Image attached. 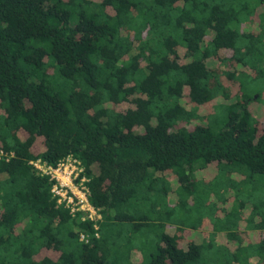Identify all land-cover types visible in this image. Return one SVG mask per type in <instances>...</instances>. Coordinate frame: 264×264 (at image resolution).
I'll return each mask as SVG.
<instances>
[{
	"label": "trees",
	"instance_id": "obj_1",
	"mask_svg": "<svg viewBox=\"0 0 264 264\" xmlns=\"http://www.w3.org/2000/svg\"><path fill=\"white\" fill-rule=\"evenodd\" d=\"M235 2L0 0V264H111L105 225L135 221L128 210L156 196L169 170L180 185L197 164L264 174V127L251 120L249 96L217 131L184 126L193 109L227 97L219 78L234 84L240 60L256 53L259 31L240 24L263 15L264 0L246 18ZM68 154L88 177L97 230L57 206L29 162ZM200 235L160 232L150 264L192 263Z\"/></svg>",
	"mask_w": 264,
	"mask_h": 264
},
{
	"label": "rangeland",
	"instance_id": "obj_2",
	"mask_svg": "<svg viewBox=\"0 0 264 264\" xmlns=\"http://www.w3.org/2000/svg\"><path fill=\"white\" fill-rule=\"evenodd\" d=\"M235 5L245 6L246 18L248 12H256L258 0H236ZM240 27L241 32L259 31L260 41L253 46L256 53L240 60L244 69L237 72L234 84L226 77L219 78L227 87V97L217 95L210 105L193 109L192 120L184 126L201 120L217 131L232 103L249 96L246 108L251 120L264 127V14L256 21H243ZM178 179L176 169L158 178V193L162 188L168 193L161 191L142 206L128 210L135 221L105 225L104 233L111 235L107 239L111 264H150L149 255L156 247L159 233L175 234L177 227L202 234L194 240L202 245L201 253L190 264H264V174L251 175L242 165L209 168L197 164L184 178L187 185H180ZM156 203L158 212L149 213V219L143 220L148 205ZM141 221L147 224L135 228L134 223Z\"/></svg>",
	"mask_w": 264,
	"mask_h": 264
},
{
	"label": "built area",
	"instance_id": "obj_3",
	"mask_svg": "<svg viewBox=\"0 0 264 264\" xmlns=\"http://www.w3.org/2000/svg\"><path fill=\"white\" fill-rule=\"evenodd\" d=\"M3 155L4 153L0 151V157ZM29 162L51 181L50 193L57 206L67 209L69 215L78 221L91 222L93 228L98 229L101 213L90 203V191L86 185L88 177L84 174V168L77 157L68 154L56 165H51L40 158ZM95 236L98 237V232ZM79 240L87 243L89 235L80 232Z\"/></svg>",
	"mask_w": 264,
	"mask_h": 264
},
{
	"label": "crops",
	"instance_id": "obj_4",
	"mask_svg": "<svg viewBox=\"0 0 264 264\" xmlns=\"http://www.w3.org/2000/svg\"><path fill=\"white\" fill-rule=\"evenodd\" d=\"M200 237H202L201 235H200ZM223 237V236H222Z\"/></svg>",
	"mask_w": 264,
	"mask_h": 264
}]
</instances>
